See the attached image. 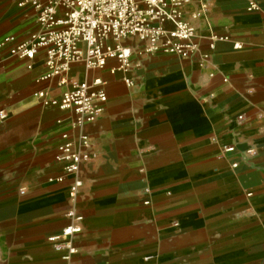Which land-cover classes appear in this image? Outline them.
<instances>
[{"label":"crops","instance_id":"crops-1","mask_svg":"<svg viewBox=\"0 0 264 264\" xmlns=\"http://www.w3.org/2000/svg\"><path fill=\"white\" fill-rule=\"evenodd\" d=\"M204 1L192 57L133 52L124 70L115 59L74 67L101 77L107 100L84 128L98 150L78 173L82 231L69 259L48 242L70 222L67 183L44 179L68 126L35 97L62 87L36 80L40 57L32 70L0 62V264H264V0ZM15 2L0 0V39L38 26Z\"/></svg>","mask_w":264,"mask_h":264},{"label":"built area","instance_id":"built-area-1","mask_svg":"<svg viewBox=\"0 0 264 264\" xmlns=\"http://www.w3.org/2000/svg\"><path fill=\"white\" fill-rule=\"evenodd\" d=\"M21 9H30L38 26L24 39L5 35L0 39V62L8 57L24 61L32 70L36 59H43V70L36 78L56 79L62 89L53 94L39 89L35 95L44 107L58 108L63 115L58 124L68 129L58 133L54 161L55 174H47L45 182L52 187L67 183V196L71 206L66 210L70 222L58 234L48 237L52 249L64 251L69 259L77 253L74 237L82 231V214L74 205L82 184L78 173L81 166L95 156L98 147L84 131L104 112L107 100L101 77L80 79L73 75L78 67L87 74L101 71L109 59L118 62L119 69L129 67L133 52L141 54L166 53L182 59L196 53L194 20L207 10L204 0H16ZM250 9H258L250 0ZM212 39H227L213 34ZM138 40V44L131 43ZM77 66V69L74 68ZM112 71V70H111ZM132 84L129 78L124 80ZM8 117L0 110V121ZM238 118H242L239 115ZM233 145L223 147L231 153ZM252 148L246 150L249 154ZM237 163H232V167ZM25 193V188L19 190Z\"/></svg>","mask_w":264,"mask_h":264}]
</instances>
